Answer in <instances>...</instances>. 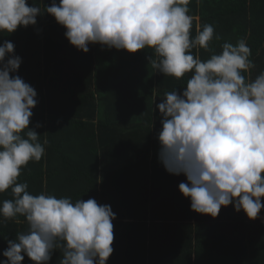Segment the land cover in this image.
<instances>
[{"label":"trees","instance_id":"16d2710c","mask_svg":"<svg viewBox=\"0 0 264 264\" xmlns=\"http://www.w3.org/2000/svg\"><path fill=\"white\" fill-rule=\"evenodd\" d=\"M51 3L28 0L42 12ZM188 7L201 25L214 27L209 50L193 49L194 57L198 51L206 61L224 43L243 38L255 65L250 78L264 72V0H190ZM65 31L45 13L35 26L0 33V45L12 42L22 60L14 75L37 92L29 129L47 141L45 155L22 168L17 182L27 183L34 196L109 205L116 218L107 264H264V209L255 220L231 204L215 219L197 214L179 191L186 177L169 174L159 161L162 116L156 104L165 92L182 93L191 74L163 76L149 64L151 49L130 54L97 44L83 53ZM11 199V189L0 193V205ZM27 229L23 216L0 217V261L7 241ZM60 259L57 250L49 264ZM22 264L33 262L25 256Z\"/></svg>","mask_w":264,"mask_h":264},{"label":"clouds","instance_id":"9594fccd","mask_svg":"<svg viewBox=\"0 0 264 264\" xmlns=\"http://www.w3.org/2000/svg\"><path fill=\"white\" fill-rule=\"evenodd\" d=\"M189 3L52 0L42 12L28 0H0V33L35 26L37 17L46 13L83 53L97 44L130 54L151 49L155 58L148 56L149 64L163 76L180 80L190 73L182 93L165 92L156 104L162 116L159 161L169 174L186 177L179 191L190 198L193 212L215 219L231 204L255 220L264 209V72L250 78L255 65L243 38L235 45L224 43L222 52L206 61L198 51L194 57L193 49L209 50L214 27L189 15ZM21 63L14 44L5 40L0 45V193L11 189L13 199L2 202L0 217L7 221L23 216L28 229L7 241L0 264H22L25 256L33 264H49L57 250L59 264H107L116 218L109 205L94 198L72 202L68 197L34 196L27 183L17 182L22 168L45 155L47 144L29 129L37 92L14 75Z\"/></svg>","mask_w":264,"mask_h":264}]
</instances>
